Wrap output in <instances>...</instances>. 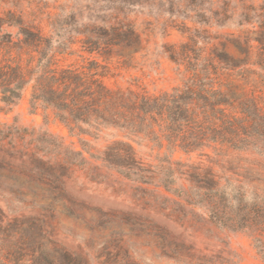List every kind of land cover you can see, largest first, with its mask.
I'll return each instance as SVG.
<instances>
[{"label":"rangeland","instance_id":"obj_1","mask_svg":"<svg viewBox=\"0 0 264 264\" xmlns=\"http://www.w3.org/2000/svg\"><path fill=\"white\" fill-rule=\"evenodd\" d=\"M174 1L142 0L130 8L128 20L141 37L142 50L132 67L115 68L116 76L105 79L108 85L157 95L181 84L168 47L186 41L178 32L182 26L200 32L204 27L194 23L189 6L169 14ZM228 1L235 15L244 4H261ZM221 3L206 0L203 8L215 10ZM7 9L22 12L26 19L35 17L48 35L49 20L62 9L81 11L86 19L99 5L92 0H0V14ZM235 19L225 28L206 29L211 40L205 55L242 34ZM72 49L79 52V44ZM76 59L65 57L63 64ZM29 94L24 91L12 106L0 102V258L6 264H31L28 260L43 259L41 255L64 264H76L77 257L87 264H264L254 242L259 235L233 230L229 223L215 224L203 198L212 181L226 193L240 189L247 200L264 203L263 154L228 151L217 157L206 149L205 155L186 156L177 151L170 160L183 164L179 171L184 174L164 187V149L146 140L138 145L106 129L96 138L83 137L89 148L84 150L80 137L69 135L51 115L44 121L40 112L30 111ZM117 142L136 150V161L148 170L147 183L126 177L106 161L108 148Z\"/></svg>","mask_w":264,"mask_h":264},{"label":"trees","instance_id":"obj_2","mask_svg":"<svg viewBox=\"0 0 264 264\" xmlns=\"http://www.w3.org/2000/svg\"><path fill=\"white\" fill-rule=\"evenodd\" d=\"M141 1L92 0L99 10L86 19L81 11L78 15L62 9L49 20L48 35L35 17L26 19L22 12L3 10L0 102L15 105L29 90L30 111L40 112L44 121L51 115L69 135L80 137L87 151L83 137L96 138L106 129L138 145L146 140L157 150L164 149L160 160L164 187L173 185L175 175L184 174L179 167L185 166L170 160L177 151L186 156L205 155L206 149L217 157L228 151L264 155V0L257 7L244 4L237 15L228 0H217L223 6L215 10L203 8L206 0L169 3V14L193 8L194 23L204 29L182 26L178 30L186 41L169 46L167 53L181 84L157 95L141 88L110 86L105 80L116 76L115 68L132 67L142 50L141 37L128 20L130 8ZM234 16L242 34L205 55L211 40L206 29L225 28ZM75 44L79 52L72 49ZM230 44L235 53L229 51ZM72 56L77 59L63 64L65 57ZM136 156L131 144L117 142L108 148L106 161L126 177L147 183L148 170ZM206 187L203 198L209 202L211 221L258 234L254 242L264 259V203L247 200L240 189L226 193L212 181ZM42 256L28 261L64 264ZM75 259L76 264H87L80 257ZM0 264L6 262L0 258Z\"/></svg>","mask_w":264,"mask_h":264}]
</instances>
